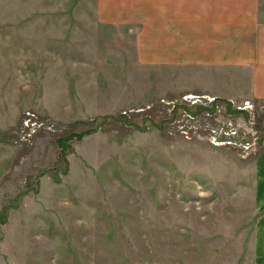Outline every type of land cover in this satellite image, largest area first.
Listing matches in <instances>:
<instances>
[{
	"label": "rangeland",
	"instance_id": "1",
	"mask_svg": "<svg viewBox=\"0 0 264 264\" xmlns=\"http://www.w3.org/2000/svg\"><path fill=\"white\" fill-rule=\"evenodd\" d=\"M139 6L0 0V264H262L254 67L158 62Z\"/></svg>",
	"mask_w": 264,
	"mask_h": 264
},
{
	"label": "crops",
	"instance_id": "2",
	"mask_svg": "<svg viewBox=\"0 0 264 264\" xmlns=\"http://www.w3.org/2000/svg\"><path fill=\"white\" fill-rule=\"evenodd\" d=\"M129 1L140 2L141 32L155 60L252 66L255 92L264 96V77L257 72L264 74V0ZM255 200V256L264 264V151L256 160Z\"/></svg>",
	"mask_w": 264,
	"mask_h": 264
},
{
	"label": "built area",
	"instance_id": "3",
	"mask_svg": "<svg viewBox=\"0 0 264 264\" xmlns=\"http://www.w3.org/2000/svg\"><path fill=\"white\" fill-rule=\"evenodd\" d=\"M250 105H251L250 102L246 101L245 104H240V105L238 106V109H242L243 107H248V106H250Z\"/></svg>",
	"mask_w": 264,
	"mask_h": 264
}]
</instances>
